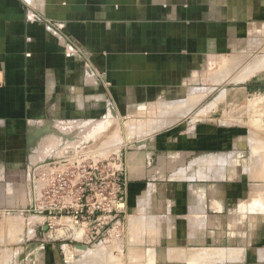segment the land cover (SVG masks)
Masks as SVG:
<instances>
[{
    "label": "crops",
    "instance_id": "0c3cea01",
    "mask_svg": "<svg viewBox=\"0 0 264 264\" xmlns=\"http://www.w3.org/2000/svg\"><path fill=\"white\" fill-rule=\"evenodd\" d=\"M261 23L264 0H0V213L14 212L28 172L30 200L44 186L50 161L29 145L37 128L177 94ZM208 123L160 130L127 154L122 222L99 242L70 241L78 264H264V220L253 217L264 215V187L217 176L227 166L218 160L195 163L228 149L230 130ZM41 248L43 264L57 260L51 244Z\"/></svg>",
    "mask_w": 264,
    "mask_h": 264
},
{
    "label": "rangeland",
    "instance_id": "374dc122",
    "mask_svg": "<svg viewBox=\"0 0 264 264\" xmlns=\"http://www.w3.org/2000/svg\"><path fill=\"white\" fill-rule=\"evenodd\" d=\"M261 24L251 28L250 41L248 40L242 51L212 57L210 65L202 72L201 77L188 88L179 90L177 94H155L151 97L152 101L141 104L115 101L105 117L40 126L37 129L41 134L35 139V155L42 156L48 163L50 161L49 174L61 169H75L79 163L91 164L94 160L104 164L101 167L100 177H105L111 175L112 171L118 172L122 169V165L126 166L127 154L149 141L158 131L179 126L187 130L201 122H209L211 129L217 127L230 130L231 134L228 133L226 136L228 149L225 151L226 154L219 153L222 156L221 160L215 155H208L202 161L195 160V163L211 165L218 160L227 166L226 168L222 166L216 172L217 176L223 177L225 169L228 173L231 171L234 177L252 181L255 186L262 189L264 187V61L258 66L259 71L257 70L252 76L248 72L250 69L247 70L255 58L264 60V23ZM242 72L244 74L247 72L249 76L242 77ZM238 76L245 80L240 81ZM196 102L197 104H194ZM173 108H176V111ZM26 176L27 178L21 177L18 197L13 199L16 204L14 212L6 215L0 213V264H43V252L48 249V247L45 250L41 248L43 243L51 244V250L57 252V260L54 253H51L50 264H78L81 253L71 258L67 252L66 262L64 245L70 244V241L80 244L88 228H77L70 220L65 222L66 226H62L57 218L51 222L52 228H48L43 214L34 210L37 203L42 202L41 198L30 200L27 193V183H30V179L33 180L34 175L28 172ZM94 201L96 204L89 206L90 209L93 206L100 207L106 213L113 208L115 210L113 216L117 217L112 223L122 222L123 209L114 198L100 196ZM253 217L257 221L264 220L262 214ZM105 220L103 218L101 222ZM16 229L17 235H11L12 230ZM24 231L30 232L28 242L24 238ZM22 242L34 245V255L31 258L33 261L28 262L26 251L20 249ZM10 244H16L19 253L10 252ZM11 254H18L17 261L10 262Z\"/></svg>",
    "mask_w": 264,
    "mask_h": 264
},
{
    "label": "built area",
    "instance_id": "2783aa9c",
    "mask_svg": "<svg viewBox=\"0 0 264 264\" xmlns=\"http://www.w3.org/2000/svg\"><path fill=\"white\" fill-rule=\"evenodd\" d=\"M103 165L92 160L91 164L79 163L75 169H61L53 174H43L44 186L40 194L36 195L42 202L37 203L34 210L43 214L48 228H52L51 222L57 218L62 226H66L70 220L77 228H88L89 242H99L105 239L103 236L110 234L115 224L112 221L117 217L113 216L115 210L111 208L105 213L100 207L93 206L90 209L89 206L95 205L94 199L100 196H111L124 209L129 181L127 167L124 165L118 172L112 171L111 175L100 177ZM35 187L33 182V189ZM103 218L106 219L105 222H101ZM71 252V258L75 257L76 254ZM64 255L67 262V254Z\"/></svg>",
    "mask_w": 264,
    "mask_h": 264
},
{
    "label": "bare ground",
    "instance_id": "6f19581e",
    "mask_svg": "<svg viewBox=\"0 0 264 264\" xmlns=\"http://www.w3.org/2000/svg\"><path fill=\"white\" fill-rule=\"evenodd\" d=\"M221 60H222V59H221ZM221 60H220V61H221ZM262 61H264V60H262V58H257V59L255 58L254 61H253V63L250 64V67L248 66L249 68H247V70L250 69V70L248 71V72H250V73H249L250 76H252L254 73H256V71L258 70V66H261V65L264 63V62L262 63ZM224 63H225V62H224ZM260 63H261V64H260ZM224 65H225V64H224ZM235 65H236V64H235ZM263 65H264V64H263ZM222 66H223V65H222ZM225 66H226V65H225ZM260 68H261V67H260ZM260 68H259V69H260ZM225 69H226V68H225ZM262 69H263V68H262ZM247 70H246V71H247ZM258 71H259V70H258ZM245 73H246V74H244V73L242 72V75H241V76H242V77H244L245 75H246V76H247V75L249 76V74H247V72H245ZM243 74H244V75H243ZM241 76H238V77H240V78H239L240 81L243 80L244 78H246V77L242 78ZM244 80H245V79H244ZM217 81H218V80H217ZM211 90H212V89H211ZM224 91H225V89H224ZM197 92H198V91H197ZM200 92H202V91H200ZM208 92H209V90H208ZM195 94H197V93H195ZM195 94H194V95H195ZM198 94H199V92H198ZM198 94H197V96H198ZM224 94H225V93H224ZM194 95H193V96H194ZM199 95H200V94H199ZM221 95H222V94H221ZM195 96H196V95H195ZM197 96H196V97H197ZM191 97H192V96H191ZM194 98H195V97H194ZM202 98H203V96H202ZM195 99H196V98H195ZM192 101H193V100H192ZM196 101H197V100H196ZM194 102H195V100H194ZM191 103H192V102H191ZM192 104H193V103H192ZM194 104H197V102L194 103ZM185 106H186V104H185ZM188 106H189V103H188ZM188 106H187V107H188ZM193 106H194V105H193ZM189 108H190V107H189ZM191 108H192V106H191ZM173 109H175V111H176V108H173ZM189 110L191 111V109H189ZM168 111H169V110H168ZM185 112H187V111H185ZM202 112H204V110H202ZM202 112H201V113H202ZM205 112H206V111H205ZM169 113H170V112H169ZM197 114H198V113H197ZM202 114H203V113H202ZM204 114H205V113H204ZM204 114H203V115H204ZM206 114H207V113H206ZM186 115H187V114H186ZM199 115H200V114H199ZM175 117H177V115H176ZM176 120H177V119H176ZM174 121H175V120H174ZM169 122H170V121H169ZM114 136H115V135H114ZM258 141H259V140H258ZM117 142H118V141H117ZM41 157H42V156H41ZM36 169H37V168H36ZM38 194H40V192H39ZM57 221L60 222V220H57ZM64 247H65V246H64ZM79 248H80V247H79ZM65 249H66V251L68 252V254H71V253H72L71 251H73L74 253H76V256H77L76 249L68 248V246H66ZM81 249H85V248H81ZM77 250H78V249H77Z\"/></svg>",
    "mask_w": 264,
    "mask_h": 264
},
{
    "label": "water",
    "instance_id": "95a60500",
    "mask_svg": "<svg viewBox=\"0 0 264 264\" xmlns=\"http://www.w3.org/2000/svg\"><path fill=\"white\" fill-rule=\"evenodd\" d=\"M37 133V132H36ZM34 133L33 136L30 137V142L29 145L32 146L35 144V139L41 134V132L39 131V133ZM36 134V135H35ZM80 248H87L86 245H79Z\"/></svg>",
    "mask_w": 264,
    "mask_h": 264
}]
</instances>
